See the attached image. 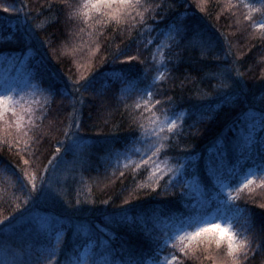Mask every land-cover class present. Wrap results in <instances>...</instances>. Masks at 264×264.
<instances>
[{"label":"trees","instance_id":"1","mask_svg":"<svg viewBox=\"0 0 264 264\" xmlns=\"http://www.w3.org/2000/svg\"><path fill=\"white\" fill-rule=\"evenodd\" d=\"M70 3L73 8L63 0H0V65L24 69L0 119V222L26 208L62 220L44 230L33 226L32 235L12 248L24 253L18 264H33L37 257L40 264L83 261L86 249L92 258L105 240L114 248L123 241L135 244L145 264L163 258L167 264H212L210 233L181 239L163 220L182 218L186 204L209 196L219 204L224 183L231 193L228 204L239 214L232 216L237 243L248 242L246 258L238 260L264 264V161L246 146L243 124L264 95V0H141L120 21L90 10L85 0ZM184 22L194 24L211 47L177 48L175 29ZM25 28L31 38L21 43ZM225 67L242 81L246 96L223 110L215 103L216 114L208 119L201 97H208L209 106L219 100L215 93ZM13 73L10 84L16 81ZM91 77L95 91L74 89ZM41 78L48 83L54 78L62 94L47 91ZM163 119L176 120L175 127L159 128ZM17 120L27 135L18 132ZM65 133L83 138L82 149L67 152L60 165L56 149L72 138ZM54 157L58 169L45 173ZM209 163L218 167L208 170ZM33 173L38 187L45 175L54 176L52 197L25 205L27 190H20L17 176L27 183L25 174ZM113 216L143 217L148 228L155 225L152 236L171 231L172 238L157 251L148 234L115 224ZM53 248L54 256L48 255Z\"/></svg>","mask_w":264,"mask_h":264},{"label":"snow or ice","instance_id":"2","mask_svg":"<svg viewBox=\"0 0 264 264\" xmlns=\"http://www.w3.org/2000/svg\"><path fill=\"white\" fill-rule=\"evenodd\" d=\"M64 4L68 8H73L74 6L70 3V0H63ZM85 5L94 10L98 14L106 15L110 18H113L117 21L126 19L130 16L131 10L135 7H141V0H85ZM4 12L18 11L15 8L4 7ZM34 31V29H33ZM175 34L178 37L176 42V47L180 48L181 46L185 47H196L199 46L202 49H208L211 47V40L205 38L202 33L196 28L194 24L187 22L178 23V26L175 29ZM26 38H31V33L25 28L24 36L19 38V42L26 43ZM27 47L31 48V44H27ZM129 60L132 57H128ZM43 64L41 62V68ZM41 68H37V73H41ZM231 69L225 67L221 70L220 75L224 76V81L220 84V87L216 90L215 95L219 97L218 101H214L211 106L208 103V97H201V100L204 101L203 111L207 114L208 119L214 118L216 114L215 103L220 104V110H223L224 107H227L232 104L242 103L241 97L246 96L244 92V84L239 79H234L230 75ZM123 78V74L120 77ZM95 77L84 80L83 83L76 82L74 84V89L79 92L81 89L88 91L92 89L95 91V85L93 83ZM231 81V82H229ZM41 83L44 84L47 91L53 95H61V88L55 83L54 78L52 83H48L43 78H41ZM14 89L11 86L5 85L4 94L0 95V119L3 118L6 106L8 101L11 99V92ZM149 96L152 95L151 92L148 93ZM260 107L253 110L251 107L246 113L245 119L243 121L244 130L246 132L245 142L246 146L251 149L254 154L260 156L261 161H264V95L260 98ZM171 103V100L168 101ZM160 103V101H157ZM13 115L15 111L13 110ZM251 117V119H249ZM22 120V118H20ZM20 120H17L16 128L18 132L22 135H27V132L21 127ZM169 129L175 127V121L173 120L169 125ZM43 134L41 133V136ZM66 137L71 135L73 137L72 142L65 147V153L69 151H75L76 147L83 142V138L77 136L75 133H65ZM58 143H61L58 141ZM57 153L61 152L60 148L56 149ZM75 158V157H74ZM53 160L48 162V166L45 168V173H47L51 168L54 167ZM24 164H29L28 160H24ZM185 165H181V168H184ZM264 168V165H261ZM159 170V169H158ZM176 173H179L180 169L173 170ZM27 183L24 182V178L17 176V182L20 186V190H27V198L24 201L25 205H31L39 202L41 199L48 200L52 197L51 185L48 181L47 175L41 178V184L38 187L36 184L37 176L35 173L28 176L25 174ZM251 183V181H248ZM31 185L28 188V185ZM171 186V185H169ZM167 191V188L164 190ZM239 191V189H236ZM231 198V197H230ZM127 203V201H125ZM261 207H264L262 205ZM215 209L217 213H220L224 216L225 219L231 220V217L226 216L227 211L230 210V205L227 201H222L217 204V197L209 196L206 200L199 203L198 205L186 204V211L181 212L180 219L173 221L169 217H164L163 223L165 228L174 229L176 232L182 233L181 239H195L196 237L201 236L202 234L210 233L207 238V251L211 255L212 264H240L238 256L244 255L245 258L248 252V242L243 241L242 243H237L236 234H234L231 229V224L228 229L222 228L219 225H209L205 222V216L212 210ZM27 212L28 209L26 208ZM23 217V214H21ZM39 214H33L22 219V225L32 226L33 222L37 220ZM13 220L17 219L15 216ZM54 219V218H52ZM112 221L117 224H126L130 231H142L148 234L151 237V245H154L157 251L163 250V245H166L167 240L172 238L171 231H163L159 236H152L151 233L155 229L148 228L147 221L143 217L139 216H127V217H115L113 216ZM193 224L199 225L204 224L203 227H196L195 231L188 232L187 228H191ZM252 225L255 227V217L252 218ZM13 227L11 221L0 222V228ZM39 235V233H37ZM163 241V244L161 243ZM204 241H201L203 243ZM225 242H226V251H225ZM214 245V247H213ZM57 247H59V234L57 233ZM100 251L98 253L92 254V258H89V250H85V258L83 261L78 260L74 257H70L66 264H145L143 259L144 253L135 245L129 241L121 242L119 248L112 247L109 240H105L99 245ZM55 248L48 252V255L54 256ZM181 251H185V248H181ZM11 254V253H9ZM223 254V259H219L220 255ZM173 260H176V257L173 255ZM40 257H37L33 264H40ZM7 264V262H5ZM153 264H159V261L154 260Z\"/></svg>","mask_w":264,"mask_h":264},{"label":"rangeland","instance_id":"3","mask_svg":"<svg viewBox=\"0 0 264 264\" xmlns=\"http://www.w3.org/2000/svg\"><path fill=\"white\" fill-rule=\"evenodd\" d=\"M35 43H36V41H35ZM31 49H34V48L31 47ZM23 59H25V56ZM6 61H8V59H6L5 62ZM25 63H26V61L24 60L23 64H25ZM0 66H2V68H3V70L0 68V95H3L4 94V88H5L6 84L8 86H12V88H15L16 84L22 81V77H23L22 73H23L24 69L22 67H20V69L18 71H16L15 67H12L9 71V70H7V66H5V64L0 65ZM12 70H14V73H13L14 78L13 79H15L16 81L13 82L12 84H10L9 80L12 79ZM9 77H11V78H9ZM27 84L28 83H26V80H24V85H27ZM174 121H176V120H174ZM171 122H168V120L163 119L159 122V128H163V127L169 128L168 125ZM72 139H73V137L71 139H68L67 143L60 148L61 152L58 153L59 154L58 157L61 156L60 160L62 161L59 163L60 165L63 162H67L66 161V155H65L67 153H65L64 149H65V147H67L72 142ZM81 149H82V144H80L79 146L76 147L75 151L73 152V155L74 154L77 155V152H81ZM69 152H72V151H69ZM221 165H222V163H220V166ZM160 166L161 165H158V167L160 169H166L167 172L172 170V168H170V167L168 168L165 166H161V167ZM214 166L216 168L218 167L213 163H209L208 164V168H209L208 170H212V167H214ZM54 169L56 171L58 168L54 167L52 170H54ZM250 176L251 175L248 174L246 181L249 180L248 178H250ZM53 178H54V176L51 175L50 177H48V181L51 182V180ZM241 183H242V181H241ZM217 184H218V182H217ZM217 194H218V198H219L220 202H222V201H227L229 203L231 202V198H230L231 193H230V190L228 189V186L226 183L220 185L219 192ZM36 213H38L39 216H38L37 220H35L33 222L32 226L22 225V219L24 217H27V216H30V215H33ZM235 213H236L235 210L231 209V207H230V210L227 211V213L225 215L232 218V216L235 215ZM22 214H23V217L21 215H19L18 217H16L17 219H15V220L9 219L6 221H2V222L11 221V224L13 225V227L0 228V264H5V262H7V264H18L19 261H22V256L24 255V253L21 254V253H19L18 250H15L12 248L18 246L23 238H28L29 236L32 235L31 229L33 226L37 227L39 230H44L45 227H52L53 225L59 224L62 221L61 219H59L55 216L49 215L43 211H38V210H31V211L28 210L27 212L25 211ZM238 215L239 214L236 213V216H238ZM52 218H54V219H52ZM204 220L209 225H219L220 227L225 228V229H228L230 224L232 226V219L231 220L225 219L224 216H222L221 214H217L215 211L209 212L205 216ZM203 226H204V224L195 225L191 229L187 228L186 231H188V232L195 231L196 227H203ZM230 230L233 232L232 227ZM181 234L182 233H180V232L174 233L175 236L181 235ZM60 236L61 235H59V242L61 239ZM238 240H240V239L237 237V241ZM56 242H57V239H56ZM9 253H11V254H9ZM25 253H26V255H29V252L27 249H26ZM148 264H153V261H150ZM159 264H167V261H165V258H163V259H161V262H159Z\"/></svg>","mask_w":264,"mask_h":264}]
</instances>
